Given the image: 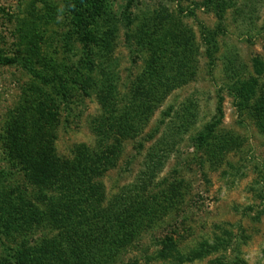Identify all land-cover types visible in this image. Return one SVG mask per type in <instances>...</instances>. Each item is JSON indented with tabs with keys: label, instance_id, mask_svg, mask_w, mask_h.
<instances>
[{
	"label": "rangeland",
	"instance_id": "374dc122",
	"mask_svg": "<svg viewBox=\"0 0 264 264\" xmlns=\"http://www.w3.org/2000/svg\"><path fill=\"white\" fill-rule=\"evenodd\" d=\"M225 1L0 0V264H264V0Z\"/></svg>",
	"mask_w": 264,
	"mask_h": 264
},
{
	"label": "trees",
	"instance_id": "16d2710c",
	"mask_svg": "<svg viewBox=\"0 0 264 264\" xmlns=\"http://www.w3.org/2000/svg\"><path fill=\"white\" fill-rule=\"evenodd\" d=\"M209 4H212L214 5L213 8L215 10V13L217 15H219V17H222V12L224 11V9L228 6V3L225 1V0H208ZM77 7H80V6H77ZM209 41V40H208ZM83 222L82 223H89L90 225H93L95 222L94 221H91L90 220V216H87V217H83ZM59 221H63V219H59ZM172 246L173 245V242L172 241H169L168 242V246ZM232 264V263H231Z\"/></svg>",
	"mask_w": 264,
	"mask_h": 264
}]
</instances>
